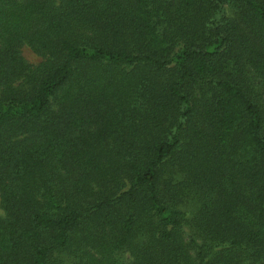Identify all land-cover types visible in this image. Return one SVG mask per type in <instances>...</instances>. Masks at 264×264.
<instances>
[{
	"label": "trees",
	"instance_id": "obj_1",
	"mask_svg": "<svg viewBox=\"0 0 264 264\" xmlns=\"http://www.w3.org/2000/svg\"><path fill=\"white\" fill-rule=\"evenodd\" d=\"M0 209V264H264V0H0Z\"/></svg>",
	"mask_w": 264,
	"mask_h": 264
},
{
	"label": "rangeland",
	"instance_id": "obj_2",
	"mask_svg": "<svg viewBox=\"0 0 264 264\" xmlns=\"http://www.w3.org/2000/svg\"><path fill=\"white\" fill-rule=\"evenodd\" d=\"M22 55L31 64H38L42 60V56L36 53L30 46L24 45L21 48ZM1 212V209H0Z\"/></svg>",
	"mask_w": 264,
	"mask_h": 264
}]
</instances>
